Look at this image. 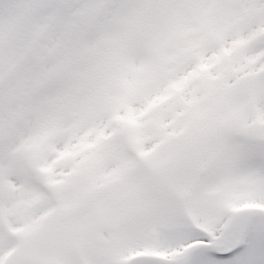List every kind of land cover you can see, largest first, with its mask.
Segmentation results:
<instances>
[{"label":"snow or ice","instance_id":"obj_1","mask_svg":"<svg viewBox=\"0 0 264 264\" xmlns=\"http://www.w3.org/2000/svg\"><path fill=\"white\" fill-rule=\"evenodd\" d=\"M0 264H264V0H0Z\"/></svg>","mask_w":264,"mask_h":264}]
</instances>
